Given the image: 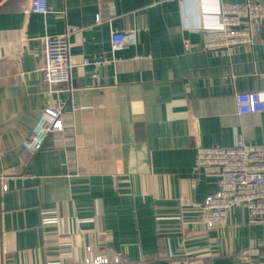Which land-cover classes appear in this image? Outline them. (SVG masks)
Wrapping results in <instances>:
<instances>
[{"label": "crops", "instance_id": "crops-1", "mask_svg": "<svg viewBox=\"0 0 264 264\" xmlns=\"http://www.w3.org/2000/svg\"><path fill=\"white\" fill-rule=\"evenodd\" d=\"M28 1L0 0V264H264V218L238 207L202 222L219 174L196 158L264 144V112L240 115L235 100L264 90V26L254 45L204 51L220 0H48L26 14ZM67 31L71 80L49 86L43 38ZM112 31L135 41L114 50ZM47 107L67 131L31 155L23 142Z\"/></svg>", "mask_w": 264, "mask_h": 264}, {"label": "built area", "instance_id": "built-area-1", "mask_svg": "<svg viewBox=\"0 0 264 264\" xmlns=\"http://www.w3.org/2000/svg\"><path fill=\"white\" fill-rule=\"evenodd\" d=\"M219 10L221 26L203 30V50L254 45L255 35L264 26V3L255 0L241 3L220 0ZM47 11L48 0H29L24 7L26 14H45ZM96 20H102L100 14ZM134 41L135 31H112L111 44L114 50L122 49ZM184 45L186 49L190 48L188 38L184 39ZM72 66L70 32L44 37L41 66L43 81L49 86L68 85ZM235 100L240 115L264 112V90L237 93ZM66 128L63 110L47 107L25 138L24 149L33 155L43 148L49 134H64ZM196 158L199 168H216L219 174L217 191L208 195L200 207L201 220L206 227L213 228L226 223L232 211L238 207H245L253 219L264 218V144L239 138L232 146H200ZM3 183L5 189V179ZM82 264H123V261L119 256H97L85 258Z\"/></svg>", "mask_w": 264, "mask_h": 264}]
</instances>
